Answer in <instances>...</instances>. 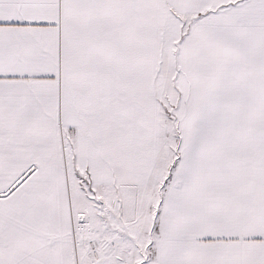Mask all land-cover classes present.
Returning a JSON list of instances; mask_svg holds the SVG:
<instances>
[{
    "label": "snow or ice",
    "instance_id": "snow-or-ice-1",
    "mask_svg": "<svg viewBox=\"0 0 264 264\" xmlns=\"http://www.w3.org/2000/svg\"><path fill=\"white\" fill-rule=\"evenodd\" d=\"M0 264H264V0H0Z\"/></svg>",
    "mask_w": 264,
    "mask_h": 264
}]
</instances>
